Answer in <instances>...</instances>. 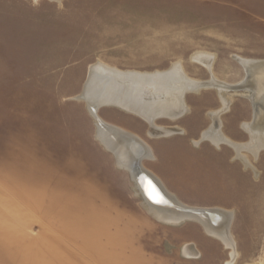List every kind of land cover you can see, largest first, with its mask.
<instances>
[{"label":"rangeland","instance_id":"1","mask_svg":"<svg viewBox=\"0 0 264 264\" xmlns=\"http://www.w3.org/2000/svg\"><path fill=\"white\" fill-rule=\"evenodd\" d=\"M199 52L230 86L221 131L247 143L253 107L238 62L264 60V0H0V264H264V150L242 151L244 167L229 146L201 139L221 107L214 90L186 95L177 121H156L174 128L168 137H149L146 122L115 107L96 113L150 147L153 161L139 165L179 203L232 212L233 247L194 221L150 217L78 99L98 62L136 72L179 62L207 81L191 60Z\"/></svg>","mask_w":264,"mask_h":264},{"label":"bare ground","instance_id":"2","mask_svg":"<svg viewBox=\"0 0 264 264\" xmlns=\"http://www.w3.org/2000/svg\"><path fill=\"white\" fill-rule=\"evenodd\" d=\"M191 60L203 66L211 78L207 81L194 80L188 77L179 62L173 63L165 71L155 72L121 71L98 62L88 70L82 90L84 103L94 121L95 139L113 155L116 167L128 174L135 196L142 197V206L150 217L169 225H176L184 220L194 221L206 235L221 241L227 247H233L232 238L228 234L232 212L190 208L179 203L177 197L155 175L139 165L141 159H154L150 147L136 134L105 122L96 113L99 106L115 107L146 122L149 137H168L175 134L174 128L159 126L156 121H177L189 113L186 95L212 89L217 93L221 107L208 113L211 124L201 132V139L214 147L220 144L229 146L235 152L234 156L244 167H248L250 163L241 152L246 151L255 158L259 151L264 150V60L239 58L238 62L244 71L239 87L253 107V122L241 124V128L249 136L247 143L234 142L221 131L219 116L229 110L231 100L224 91L230 86L219 81L212 73L213 56L199 52ZM193 144L197 146L199 141ZM251 169L257 175L256 168Z\"/></svg>","mask_w":264,"mask_h":264},{"label":"water","instance_id":"3","mask_svg":"<svg viewBox=\"0 0 264 264\" xmlns=\"http://www.w3.org/2000/svg\"><path fill=\"white\" fill-rule=\"evenodd\" d=\"M79 99H81V100H83L84 101V97H83V93L81 94V96H80V98Z\"/></svg>","mask_w":264,"mask_h":264},{"label":"crops","instance_id":"4","mask_svg":"<svg viewBox=\"0 0 264 264\" xmlns=\"http://www.w3.org/2000/svg\"><path fill=\"white\" fill-rule=\"evenodd\" d=\"M188 247H189L190 251H191L192 253H194V251L192 250V248L190 247V245H188ZM181 250H182V249H181Z\"/></svg>","mask_w":264,"mask_h":264}]
</instances>
